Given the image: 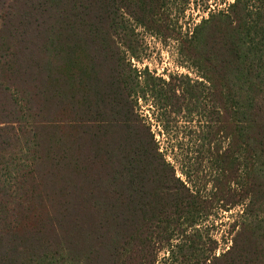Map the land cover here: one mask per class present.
Listing matches in <instances>:
<instances>
[{
    "label": "trees",
    "instance_id": "1",
    "mask_svg": "<svg viewBox=\"0 0 264 264\" xmlns=\"http://www.w3.org/2000/svg\"><path fill=\"white\" fill-rule=\"evenodd\" d=\"M164 3L0 0V264H131L136 241L144 260L154 223L181 219L169 206L183 208L182 234H199L204 199L176 177L138 101L150 94L189 121L204 92L228 141L224 153L209 141L220 177L242 189L224 208L243 207L234 246L206 263L264 264V0L207 6L187 35ZM136 28L177 42L202 82L139 72Z\"/></svg>",
    "mask_w": 264,
    "mask_h": 264
},
{
    "label": "rangeland",
    "instance_id": "2",
    "mask_svg": "<svg viewBox=\"0 0 264 264\" xmlns=\"http://www.w3.org/2000/svg\"><path fill=\"white\" fill-rule=\"evenodd\" d=\"M165 0L164 19L167 25L190 34L209 13L203 12L208 6L213 13L226 11L235 0ZM138 61H131L133 66L143 72L149 70L152 76L169 81L170 77H188L193 81L202 80L195 70L191 69L178 56V43L162 41L142 28H136ZM180 83L177 82V85ZM198 110L191 120L182 115L164 116L153 101L150 94L145 100L138 101V108L157 142L161 152L175 170V175L190 187L200 198L204 199L202 211L198 217L199 234L189 231L182 234L186 221H183V208L168 207L166 218H174L172 227L165 231L158 229L154 223V234L144 248L145 259H139L141 246L136 241V254L131 257V264H152L153 257L158 254L156 264H208L209 257H219L234 246V239L239 232V224L243 220V207L224 208L232 202H239L242 197L241 187L234 185L228 188L226 181L232 172L222 173L220 177L219 153L211 149L212 140L215 148L224 153L228 148L225 133H216L217 125L210 123V107L207 105L206 92L200 97ZM225 132V131H224ZM212 145V146H213ZM241 172L235 174L239 184ZM187 176V177H186ZM219 178V181H218ZM224 196L225 201L218 203L215 197ZM178 213L175 216L174 212ZM264 216V212L261 213ZM167 232V234H165ZM148 235V234H146ZM188 239V240H187ZM191 244V245H188ZM184 250L181 251L180 248ZM208 258V259H209Z\"/></svg>",
    "mask_w": 264,
    "mask_h": 264
}]
</instances>
